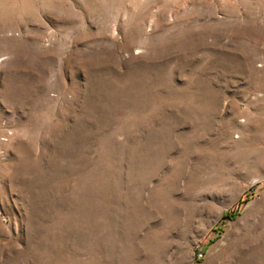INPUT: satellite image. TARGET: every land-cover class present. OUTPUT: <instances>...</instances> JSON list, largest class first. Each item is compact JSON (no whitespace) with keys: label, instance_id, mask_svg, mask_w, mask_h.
<instances>
[{"label":"rangeland","instance_id":"1","mask_svg":"<svg viewBox=\"0 0 264 264\" xmlns=\"http://www.w3.org/2000/svg\"><path fill=\"white\" fill-rule=\"evenodd\" d=\"M0 264H264V0H0Z\"/></svg>","mask_w":264,"mask_h":264}]
</instances>
